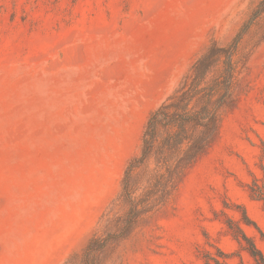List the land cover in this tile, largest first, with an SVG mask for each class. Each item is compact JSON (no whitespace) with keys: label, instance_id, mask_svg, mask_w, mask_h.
I'll return each mask as SVG.
<instances>
[{"label":"rangeland","instance_id":"rangeland-1","mask_svg":"<svg viewBox=\"0 0 264 264\" xmlns=\"http://www.w3.org/2000/svg\"><path fill=\"white\" fill-rule=\"evenodd\" d=\"M259 2L0 0V264H64L84 249L149 114ZM248 27L216 141L105 264H255L228 220L264 253L250 194L264 187V13Z\"/></svg>","mask_w":264,"mask_h":264},{"label":"trees","instance_id":"trees-1","mask_svg":"<svg viewBox=\"0 0 264 264\" xmlns=\"http://www.w3.org/2000/svg\"><path fill=\"white\" fill-rule=\"evenodd\" d=\"M263 13L264 0H260L249 25L240 29L229 43L222 44L212 38L179 86L149 114L140 150L125 167L120 193L102 214L98 229L84 249L72 253L64 264H105L106 250L111 245L124 240L139 220L162 209L174 198L187 170L220 133L224 110L234 100L242 40L248 26ZM259 187L257 191L250 186V194L264 205V187ZM244 222L249 224L246 213ZM227 227L254 263L264 264V253L241 225L228 220ZM258 230L264 238L263 231ZM212 259L215 264L226 262ZM206 264L212 263L207 260Z\"/></svg>","mask_w":264,"mask_h":264}]
</instances>
